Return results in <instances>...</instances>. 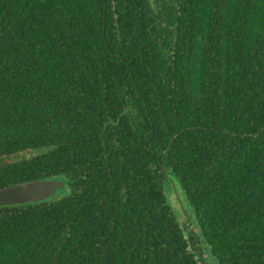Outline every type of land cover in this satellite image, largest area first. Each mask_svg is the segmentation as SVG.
I'll return each mask as SVG.
<instances>
[{
    "label": "trees",
    "instance_id": "1",
    "mask_svg": "<svg viewBox=\"0 0 264 264\" xmlns=\"http://www.w3.org/2000/svg\"><path fill=\"white\" fill-rule=\"evenodd\" d=\"M31 154H26V152ZM0 264H264V0H0Z\"/></svg>",
    "mask_w": 264,
    "mask_h": 264
},
{
    "label": "water",
    "instance_id": "2",
    "mask_svg": "<svg viewBox=\"0 0 264 264\" xmlns=\"http://www.w3.org/2000/svg\"><path fill=\"white\" fill-rule=\"evenodd\" d=\"M66 192V183L62 177L21 182L0 189V206L40 201ZM167 198L172 208L179 214L180 224L187 233L188 242L199 263L217 264L216 258L211 255L200 233L193 214L189 211L184 192L175 178L170 179Z\"/></svg>",
    "mask_w": 264,
    "mask_h": 264
},
{
    "label": "rangeland",
    "instance_id": "3",
    "mask_svg": "<svg viewBox=\"0 0 264 264\" xmlns=\"http://www.w3.org/2000/svg\"><path fill=\"white\" fill-rule=\"evenodd\" d=\"M26 154H31V152H26ZM170 186V185H169ZM189 207V206H188ZM189 211H190V213L192 214V212H191V210H190V208H189Z\"/></svg>",
    "mask_w": 264,
    "mask_h": 264
}]
</instances>
